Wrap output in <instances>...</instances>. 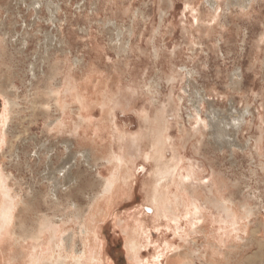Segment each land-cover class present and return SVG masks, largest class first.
I'll return each instance as SVG.
<instances>
[{
  "label": "rangeland",
  "instance_id": "374dc122",
  "mask_svg": "<svg viewBox=\"0 0 264 264\" xmlns=\"http://www.w3.org/2000/svg\"><path fill=\"white\" fill-rule=\"evenodd\" d=\"M214 111L230 145L214 143ZM62 173L76 181L52 207ZM112 173L125 181L94 230L101 264H264V0H0V185L13 202L0 264H30L32 249L43 264L60 243L71 256L72 204ZM155 187L165 205L150 212ZM33 203L58 232L23 241L17 261Z\"/></svg>",
  "mask_w": 264,
  "mask_h": 264
},
{
  "label": "bare ground",
  "instance_id": "6f19581e",
  "mask_svg": "<svg viewBox=\"0 0 264 264\" xmlns=\"http://www.w3.org/2000/svg\"><path fill=\"white\" fill-rule=\"evenodd\" d=\"M31 102H32L31 104L32 110L36 111L39 107L38 102L36 101V99L31 100ZM198 110H200V108H198ZM214 114L216 116L211 117V119H209L208 121L210 134L216 137V141L214 143L220 147L230 145L232 142L225 139V137H227V134H228L227 132L228 130L226 127V125H228V122L223 123L221 119H223L224 116H222L220 119L215 113V111H214ZM234 118L238 119L239 117L235 116ZM235 125L236 124H234V126ZM66 145L67 147H69L68 142L66 143ZM78 153H80V157L85 162H87L88 164L90 163L92 159V155L90 152H87L86 150H84ZM47 175L48 174L46 173V176ZM164 176H165V173L160 172V177L164 178ZM66 177H67V180L65 179ZM66 177H64L62 173L61 182L58 181V179L55 176L49 177L50 180L54 181V184L52 185L51 192H50L51 194L50 204L52 207L54 206L57 207V206L62 205L60 202V199H58V193L60 189L61 188L65 189L67 185H70L72 182L76 181L75 176L73 177V176L68 175ZM124 181H125V178L124 177L120 178L117 173H112L111 176L107 178H99L98 184H97L98 190L96 191V194L94 195L92 194V196L89 195L90 197H88V203L85 206L79 207V206H76L75 203L72 204L75 208L74 214L73 213L72 214L74 218L78 221L77 222L78 223V230H77L78 233L76 231L71 232L70 234H68L67 238L62 237L61 239V241L67 239L68 243H70V247L68 251L70 252L71 256H69L67 253L65 254L63 253V251L66 250L63 248L65 246L64 243L55 244L56 249H57V255L55 257L50 256L49 259H46L45 261H43V264H68L67 262L68 257L72 258V261H70L69 264H101V261H102V252H101L102 249L100 247L101 243H100L98 235L94 232V230L97 227L98 221L100 219H103L104 217H106L107 214L110 213L111 208L114 205V201L122 193L121 185ZM1 193H2V198L4 197L5 199H3V201L1 200V203H0V210L2 212V221L0 222V234H2L1 233L2 229L5 230L3 227H6V226H3V225L6 224V221L4 220L7 218V214L10 215V212L12 209V203H13L12 196L8 193V189L6 185H3V184L0 185V195ZM31 195H32V198H31L32 200L36 199L35 192H32ZM164 201H165L164 194L159 192V190L155 187L152 192V203L151 205H147V208L150 210V212L158 211L161 207L162 208L164 207L165 205ZM33 204L34 206L31 205L29 207V211H31L32 214L34 213V215L30 217L29 227H27L28 223H25V221L19 222V225H20L19 232L17 233V237H19V239L17 240H20L21 238L22 241L19 242L18 249H19L20 255L17 261L22 257V254H23V252L21 251L23 250V243H22L23 241L30 239L31 248H35V246H37L38 240L43 238L45 232L49 233L50 238L52 240L56 237V234L58 232L57 227L54 226L53 217H50L47 215L39 216L37 213V210L35 209L36 204L35 203ZM221 204L223 206V209L224 210L226 209V211L228 212V206L225 203H221ZM26 207L28 208V205H26ZM60 219H62V216ZM128 234H129V231H128ZM77 236L80 239V246H81L80 250L76 249L75 237ZM138 240L139 239L137 238V231L129 235V238H128V250L129 251L128 252H129V255L134 258H136L139 253V241ZM30 264H39L38 253L33 251V249L30 252ZM185 264H188V262H186Z\"/></svg>",
  "mask_w": 264,
  "mask_h": 264
}]
</instances>
